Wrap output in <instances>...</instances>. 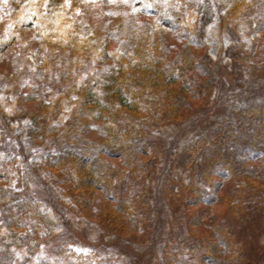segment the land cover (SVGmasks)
<instances>
[{
	"label": "rangeland",
	"instance_id": "374dc122",
	"mask_svg": "<svg viewBox=\"0 0 264 264\" xmlns=\"http://www.w3.org/2000/svg\"><path fill=\"white\" fill-rule=\"evenodd\" d=\"M24 4L39 14H47L49 6L63 7L60 11L70 16L71 29L94 30L97 43L89 50L75 51V39L72 46L62 44L69 27L54 30L52 25L44 32L30 12L21 11L18 17L15 10L9 14L15 0H0L1 142L3 136L12 137L24 119L32 122L28 136L43 129L40 134L47 140L54 136L53 143L69 148V154L74 151L72 140L101 144L106 138L97 129L103 122L86 113L96 108L84 104L86 88L93 85L92 91L101 90L103 79L117 76L120 67L127 69L137 61L151 65L155 56L162 61L153 63L152 69L172 75L168 83L148 91L144 104L137 95L142 92L139 86L135 96L128 93L130 102L141 100L136 112L121 109L134 122L147 125L138 138L143 148L136 164L145 162L148 167L139 170L121 155H97L104 165L136 181L127 193L130 208L122 204L126 197L118 199L114 180L105 190L100 184L78 189L75 182L67 181L60 163L43 169L44 188L36 189L35 196L45 199L42 214L55 219L60 215L64 226L58 225L53 242H46L43 254L36 256L49 264H235L239 261L234 250H239L244 259L264 260L263 219L246 204L252 199V187L264 190V0H26ZM136 41L139 50L151 54L149 59L142 53L137 57L125 52ZM189 57L193 59L188 66ZM136 77L142 90L144 82L153 83L143 74ZM158 88L171 94L160 100L164 108L154 110L148 102L153 104L159 96ZM239 90H245L239 96L245 98L246 106L259 108L253 111L250 125L242 122V127L249 128L246 135L236 131L235 142L225 141L243 167L218 166L217 173L208 174V182L201 181L196 173H205L202 152L199 167L186 166L191 146L197 149L192 143L196 137H191L207 133L213 124L207 118L217 111L223 114L216 118L218 126L224 122L233 126L228 120L236 112L226 99ZM251 135L263 137L250 143ZM205 151L208 158L215 157L213 151ZM22 157L23 153L18 154L7 166L10 176L42 163ZM81 157L85 162L86 157ZM210 163H215L212 158ZM260 168L263 171L257 172ZM76 170H71L74 179L82 177ZM84 171L88 172L85 167ZM191 178L197 183L194 189ZM138 182H144L145 191H140ZM87 190L92 196L85 204L82 198ZM50 197L55 207L49 206ZM11 210L20 213L17 205ZM227 235L235 237L230 244ZM5 241L13 251L12 264H34L35 259L27 260L25 247L14 248L8 237ZM62 246L69 252L60 254L57 250Z\"/></svg>",
	"mask_w": 264,
	"mask_h": 264
},
{
	"label": "trees",
	"instance_id": "16d2710c",
	"mask_svg": "<svg viewBox=\"0 0 264 264\" xmlns=\"http://www.w3.org/2000/svg\"><path fill=\"white\" fill-rule=\"evenodd\" d=\"M15 1V8L12 7L9 14H12L13 10H15V16L18 17V14L21 11L27 13L30 12L33 16L36 17V22L40 24L39 26L44 32L45 30L48 31V28H51L52 25L54 26V30L61 26H67L70 29L72 27V24L68 23L69 21H71L70 16H65L66 13L64 11H60L63 7L61 8L58 6H49L46 8L47 11H49L47 14H39V10H37L36 8H30L28 7V5L24 4V1L26 0ZM35 6L38 7L37 5ZM20 14L22 15V13ZM94 32L95 31L92 29H86V32L82 30L78 32L76 28H72L69 31L70 34L65 35L62 39V44L70 46L71 44H73L71 42V39H75V46L73 44V49L75 51L82 52L89 50L97 43V36H95L96 34ZM147 40H150L149 37L147 38ZM138 44L139 43L136 41V43H134L133 46L130 45L131 47L129 46V48L125 52H133L134 54H136V56H140L139 53H142L141 55L144 56V59L145 57L146 59H149L151 54L149 52L148 54H145L144 50H142L143 48L139 50ZM159 59L155 56L154 61L151 63H161L162 60L160 59V61ZM192 59L193 58L189 57L186 60V65H191ZM120 62H122V60H120ZM152 64L150 65L149 63L147 64L145 62L144 64H142L137 61L136 64H129L127 66V69H123L120 67L119 69H117V76H107L103 79V83L101 84L103 89L92 91V85L86 88V90L83 92L82 97L84 104H92V106L94 105L96 107L92 111L90 109L86 110V113L88 112L87 114L90 115V117H94V119H99L103 122V126H100V128L97 129L106 138V140L101 144L92 143L88 140L85 141L83 139H79L77 141L72 140V151L73 149L74 151L72 152V154H69L67 153V150H69V148L63 146L60 142L53 143V139L55 138L54 136L50 140H47L44 134H40L43 133V129H40V132H37L35 134L36 137H31V135L28 136V131L30 129V126L32 125V122L24 119L19 121L20 126L17 128V130L14 131V135L12 137H2L3 140L2 142L0 141V264H12L11 255H13V251H10L8 245H6L5 240L7 239V237L9 238V244L11 246H14V248L20 246L25 247L28 253L27 260L35 259L34 264H49L43 262V259L38 258L36 255L43 254L44 249H42V246L47 247L49 242H53L52 239L55 238V230L57 229L58 225L64 226V223L63 218H61L60 215H57L55 219L54 217L47 218L45 217V214H42V211L44 210L42 206L44 205L45 199L40 200L38 197H36L35 191L39 190V188H44V177L47 175L44 174L43 169H53L57 167L58 163H60V168H64L62 171L66 175L67 181L72 180L73 182H75L78 189H89L100 184L101 188L105 190L107 187L109 188L110 183H112V181L114 180L115 183L112 187H114V189L118 192V199L119 197L120 199L126 197L124 200H122V204L127 208H130V201L127 199V193H130V187H133L136 181H133V177L128 175L123 176L121 172L116 171L115 169L112 170L111 168H109V166L104 165L102 158L97 155H121L124 156L125 160H129L132 165L138 167L139 170L141 168L144 169L145 166L148 167V164L145 162L136 164V155L138 156V153L140 154L143 148L142 143H140L139 145L138 138L140 135L142 138V132H146L147 125H144V121H138L137 123L134 122V117H130L128 114L121 112V109L126 108L130 112H136V110L138 109L137 106L141 104V100L144 104V102H146L144 101V99H149V90H151L155 85L157 86L162 82H164V84L168 83V80L170 79V77H172V75L159 69L153 68V70ZM137 70H140L145 78L151 79V81H153V83L149 84L144 82V90L140 89L143 88V85H141V81L138 80L136 76H140L142 74H139ZM148 72L151 75L148 74ZM138 86L139 90H141L142 92L137 95H139L142 99L139 101L130 102L128 93H132L131 96H135L134 93H136ZM158 89L159 96H155L152 101L153 104H151V102H148V106L154 110H160L161 108H164L165 103L160 102V100L164 99L162 97L166 98L171 94V91L166 88H161L162 90L160 88ZM241 92L245 93V90H239L236 95H230L228 97V100L226 99L227 106H230L231 108L233 107L236 112L230 113L231 119L228 120L233 123V126H231V124L227 122L221 123L218 126V124H216V118H222L223 114L222 112L217 111L215 114L210 115V117L207 118L209 120H212L213 123L210 126L211 128L208 129L207 133L205 132L203 136H201L202 134H197V136L193 134V136L191 137H196V139L192 143L197 146V149L191 146L186 166L192 165L193 169L195 167H199L196 166L198 164L197 158L200 152H202L200 156H203V158L205 157L201 160L206 168L205 169L203 166L205 175L203 174V170L201 175H199V170L196 173V176L202 178L201 181L208 182V174L210 175V173H215L216 171H214V169L218 166L228 165L230 166V168H233V166L238 168L243 167V164L241 165L239 161L235 160L237 154L230 152V149L227 148V145H229V143L225 141L229 139V141L235 142L236 137L234 136V133L236 131L246 135L248 133L246 129L249 128L242 127V122L248 123L250 125V122L252 123L254 121L253 111L256 110V112H259V108H257L255 105L248 106L247 104L246 106V103L244 102L245 98L239 96ZM171 102L173 104H176L177 100L175 98H172ZM102 112L106 113L103 114ZM262 115H264V113ZM169 124L170 123H168V125ZM170 125L176 126V124L174 123H171ZM2 126L3 124L1 125V127ZM72 127H74L73 124ZM139 127H141V129ZM233 127L234 129H232ZM73 129L74 128H72V130ZM169 131H171L170 128ZM50 132H52L51 129L48 131V134ZM254 132L258 131L254 130ZM262 137L258 138L254 137V135H251L250 143L255 140L259 141ZM191 138L190 141L192 140ZM51 140L52 143H50ZM210 145H216V148H209ZM32 147H35L36 149ZM208 149L213 151V154L215 155V157H211L215 162L214 164L210 163L211 158H208L209 156L206 154L205 150ZM97 150L98 153L96 154ZM33 152L35 153V155ZM20 153H23V161L28 160V162H31L33 161V159H36L37 161H39V163L42 162L40 165H43V168H41L40 165L34 164L33 166L30 164L29 168H27V170H23V173H21V175L10 176V169L7 166L9 165V163H12V161L14 162L16 156L18 154L20 155ZM50 154H54V157H50L52 156ZM81 155H84L86 157L85 159L87 162H83L82 160H80L82 158ZM207 165L211 166L207 168ZM84 167L88 170V172L84 171ZM73 168H77L76 171L81 172L82 177H75L74 179V176H72L71 173V170ZM104 168H107L108 170L106 169V172L102 173V170L105 171ZM200 169H202V167ZM262 171L263 170L261 168L257 170V172ZM103 174H105L104 177ZM196 176L194 174V178H196ZM105 179L109 181H106ZM191 180H193L192 182L194 183L190 185V188L194 189L196 187L195 184L197 183H195L194 179L191 178ZM130 182H132L131 185H129ZM143 184L144 182H142V184L138 182L139 189L142 188L140 189V191L146 190V186ZM259 187L260 186H255L251 188L252 199L250 201L247 199L246 204L250 205V210L252 213H254L256 210H258L256 212L261 213V218L263 219L261 235H264V190L262 188L259 189ZM91 196L92 195L90 194V192L86 193V197L84 196L82 198L83 203H90L91 199L89 198ZM49 199V206L55 207L56 204L55 202H53L54 198L50 197ZM260 204H262V207L259 206ZM13 205H17L19 207L20 213L12 212L11 206ZM257 206H259V208H257ZM16 228L26 229V231H18ZM226 238L228 239V244L231 243V240H235V237L232 238L229 237V235H227ZM46 242L48 244H46ZM236 245L237 243L233 244L234 248ZM57 251L60 254L69 252L68 249L64 246L59 247ZM240 253L242 254V251L239 252V250H236L235 252L234 250V254L236 256L235 258L239 261L235 262V264H264V260H252L250 257H246L247 259H244L243 256L240 255ZM6 255L9 256L7 257ZM67 264H69V262Z\"/></svg>",
	"mask_w": 264,
	"mask_h": 264
}]
</instances>
